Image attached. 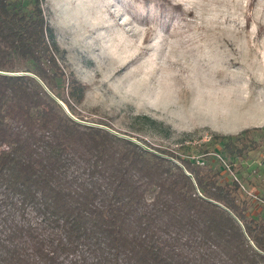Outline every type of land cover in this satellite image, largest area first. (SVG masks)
<instances>
[{
	"label": "trees",
	"instance_id": "1",
	"mask_svg": "<svg viewBox=\"0 0 264 264\" xmlns=\"http://www.w3.org/2000/svg\"><path fill=\"white\" fill-rule=\"evenodd\" d=\"M43 1L0 0V71L23 72H0V264H264V220L236 178L79 121L86 85ZM253 133L210 136L231 169Z\"/></svg>",
	"mask_w": 264,
	"mask_h": 264
},
{
	"label": "rangeland",
	"instance_id": "2",
	"mask_svg": "<svg viewBox=\"0 0 264 264\" xmlns=\"http://www.w3.org/2000/svg\"><path fill=\"white\" fill-rule=\"evenodd\" d=\"M43 9L59 61L86 85L78 117L190 155L219 182L236 178L264 220L263 136L252 134L258 147L231 169L210 136L264 127V0H44Z\"/></svg>",
	"mask_w": 264,
	"mask_h": 264
},
{
	"label": "water",
	"instance_id": "3",
	"mask_svg": "<svg viewBox=\"0 0 264 264\" xmlns=\"http://www.w3.org/2000/svg\"><path fill=\"white\" fill-rule=\"evenodd\" d=\"M1 73H7V74H22L23 72H5V71H0ZM55 100H57V102L61 105V107L64 109V112H66L69 116H71L72 118H75L71 113L70 111L68 110V108L66 107L65 103H63L61 100H59L58 98H56ZM76 119V118H75ZM79 120V119H77ZM83 123H87V124H91V125H98V126H103L105 127L106 129H108L109 131H111L112 133H115L116 135L118 136H121L124 137V138H127V139H130L134 142H137L139 144H141L145 149L147 150H151V151H154L153 149H151L150 147L146 146L145 144H143L142 142H140L138 139H135V137L133 136H130V135H127V134H124V133H120V132H117L111 128H109L108 126H105V125H102V124H99V123H94V122H89V121H84V120H79ZM189 174V173H188ZM191 176V174H189ZM192 177V176H191Z\"/></svg>",
	"mask_w": 264,
	"mask_h": 264
},
{
	"label": "bare ground",
	"instance_id": "4",
	"mask_svg": "<svg viewBox=\"0 0 264 264\" xmlns=\"http://www.w3.org/2000/svg\"><path fill=\"white\" fill-rule=\"evenodd\" d=\"M230 1V0H229ZM230 11V10H229ZM222 37V36H221ZM243 66V65H242Z\"/></svg>",
	"mask_w": 264,
	"mask_h": 264
}]
</instances>
